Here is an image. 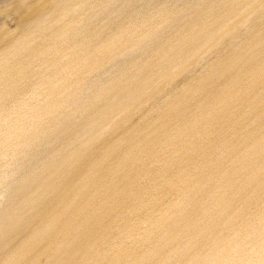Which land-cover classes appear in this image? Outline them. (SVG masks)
I'll return each instance as SVG.
<instances>
[{"label":"water","instance_id":"95a60500","mask_svg":"<svg viewBox=\"0 0 264 264\" xmlns=\"http://www.w3.org/2000/svg\"><path fill=\"white\" fill-rule=\"evenodd\" d=\"M0 264H264V0H0Z\"/></svg>","mask_w":264,"mask_h":264}]
</instances>
